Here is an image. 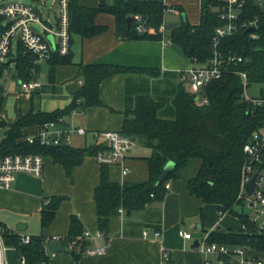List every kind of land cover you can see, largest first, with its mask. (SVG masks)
<instances>
[{"label": "trees", "instance_id": "trees-1", "mask_svg": "<svg viewBox=\"0 0 264 264\" xmlns=\"http://www.w3.org/2000/svg\"><path fill=\"white\" fill-rule=\"evenodd\" d=\"M83 0H69L70 36L90 38L107 30L106 26L96 24V17L105 13L115 20V33L127 41L164 40L179 49L190 61L204 62L214 55L213 36L217 27L224 25L218 18V8L222 0H209L202 9L199 22L190 24L183 20L170 29L166 37L160 31L164 25L167 6L158 0H99L94 8L86 7ZM140 17L145 28L143 33L136 30L139 24L134 17ZM131 17L128 24L126 19ZM255 26H251V23ZM239 29L231 36H226L217 44L216 50L223 56H239L242 61L236 65H224L219 79L205 87L209 104L197 107L193 97L180 86L172 101L175 118L163 120L157 112L162 107L160 102L150 96H138L130 118H125L118 133L138 142L150 151L144 160L148 165V179L133 184H118L109 180L108 166L101 165L100 181L94 189L93 199L98 219L97 229L109 236L110 218L118 214V209L135 212L148 205L161 202L167 194L165 184L177 180L181 170L191 160H199L197 174L188 180L187 189L191 196L203 204L217 206L218 217L232 215L240 223L238 231L227 230L224 233L208 232L207 242L227 246L246 247L249 254H264V234L258 232L249 216L235 211L242 204L237 199L240 185V171L244 161L243 146L264 123V106L252 108L243 99V80L239 75L244 72L247 78V90L251 97L264 99V5L258 0H244L236 21ZM250 28L254 30L248 31ZM255 34L257 38H251ZM166 38V39H165ZM36 57L18 46L14 60V70L20 82L33 80L32 69ZM53 65L71 64L70 54L57 55L47 60ZM0 65V76L8 68ZM156 72L121 67L116 65H87L82 68L83 82L73 96V100L64 109L52 112H32L20 115L16 122L2 124L7 128L0 144V158L9 154H38L49 158L54 164L61 165L66 177L72 179V171L81 165L86 157H95L98 151L105 149L102 144L74 148L65 143L43 146L38 140L29 144L25 138L27 129L46 123H59L76 110L102 106L99 100V84L105 78L115 74ZM2 89V88H0ZM3 95L0 94V109ZM172 161L174 169L166 180L157 183L165 164ZM62 196L51 197L39 211L41 228L47 227L54 220ZM201 219L204 220L202 211ZM84 229L77 216L69 218L68 234L60 239L63 244L82 235ZM207 233V232H205ZM2 239L6 247L15 249L18 262L24 264L48 263L45 252L46 238L40 234L30 236L24 244L20 234H13L3 229ZM77 247L69 254L80 261L85 256L87 241H78ZM227 259L224 260L226 263ZM214 264V263H212Z\"/></svg>", "mask_w": 264, "mask_h": 264}, {"label": "crops", "instance_id": "crops-1", "mask_svg": "<svg viewBox=\"0 0 264 264\" xmlns=\"http://www.w3.org/2000/svg\"><path fill=\"white\" fill-rule=\"evenodd\" d=\"M158 1L176 11L164 14L166 37L170 29L183 20L192 25L199 22L201 0ZM258 1L264 5V0ZM98 2L99 0H83L82 4L94 8ZM95 21L98 25L106 26L107 30L90 38L72 36L69 52L71 64L53 65L45 61V64L36 65L40 60L34 62L32 78L40 85L30 94L21 90V93L15 95L16 102L11 117L5 106L11 93L1 86L4 90L0 109L2 120L14 123L20 115L30 111L35 113L64 109L70 105L75 95L70 94L67 87L79 84L80 88L83 82L82 68L98 64L145 69L157 74H115L102 80L99 84V100L102 106L76 110L62 122L56 123L55 129L60 131L68 127L85 130L83 136L70 135L69 146L82 148L103 144L99 134L120 131L124 119L131 117L138 96L147 95L162 104L157 112L158 118H175L172 101L181 86L179 70L190 68L191 61L167 42L166 38L165 42L121 39L115 33V20L109 14H99ZM11 66L14 65H9L8 68ZM19 83L18 80V86ZM39 131V127L27 129L29 135ZM149 154L148 149L136 142L127 155L126 165L129 172L123 175L119 166H108L109 180L121 185L146 181L148 165L144 158ZM199 166V160L189 161L181 170L179 179L170 181L169 190L161 202L152 203L143 210L130 212L129 215L124 211L123 214L118 213L111 217L110 240L104 254L84 256L77 262L69 253H51L45 244V252L49 256L46 264H203L205 257L196 247L201 236L210 231H238L240 223L238 221V226L232 227L223 219L227 215L217 219L216 205L203 204L198 198L189 195L187 182L197 174ZM100 167L94 157H86L81 165L73 169L72 179L69 180L61 165L46 158L41 177L17 175L10 189L0 188L1 229L28 238L42 234L48 243L54 238L66 237L69 218L75 215L84 230H96L98 219L93 193L100 181ZM54 196L65 199L59 205L51 224L41 228L39 211ZM201 211L204 220L201 219ZM19 225L25 226L24 229L19 231ZM179 231L190 233L192 238L183 239L179 236ZM161 249L167 250V261L161 256ZM253 256L264 261V254ZM4 258L7 264H19L13 248L6 247ZM209 259L216 262L214 256H209Z\"/></svg>", "mask_w": 264, "mask_h": 264}, {"label": "built area", "instance_id": "built-area-1", "mask_svg": "<svg viewBox=\"0 0 264 264\" xmlns=\"http://www.w3.org/2000/svg\"><path fill=\"white\" fill-rule=\"evenodd\" d=\"M244 0H222L218 8V18L224 22L214 31L213 48L214 55L204 62L191 61L192 66L188 69L179 70L181 87L193 97L197 107H205L209 100L205 93V87L219 79L222 75L224 65L238 64L242 61L239 56L231 55L223 57L217 50L220 39L231 36L238 31L239 26L236 21L238 13L243 6ZM55 6V10H53ZM52 8V9H51ZM52 11V18L49 13ZM166 12H176L173 8H167ZM134 19L139 23L136 27L138 33H143L145 28L140 23V17ZM255 26V23H251ZM40 28L37 32L34 27ZM70 18L69 0H54L50 6L48 0H31L30 2L0 0V65H14L17 56L18 46L36 57V60L47 61L52 56H67L70 52ZM164 34V26L160 27ZM251 38H257L255 34ZM164 41V40H163ZM165 42V41H164ZM239 75L243 80V99L250 107H263L264 99L251 97L247 93V78L244 72ZM40 84L36 80L20 82L21 90L32 93ZM0 88L1 85H0ZM3 88L0 94L3 95ZM61 119L59 122H62ZM56 123H46L37 134L27 135L25 140L32 144L38 140L43 146L58 145L65 143L68 145L70 135H85V130L79 127H68L66 130L55 129ZM7 128L2 124L0 117V144L5 137ZM103 140L105 149L100 150L95 155V160L99 165L119 166L121 173L126 175L129 168L126 165L127 155L135 146L136 142L118 132L105 131L99 134ZM244 161L240 171V185L237 199L253 211L249 220L255 229L264 234V123L251 135L243 146ZM44 169V159L38 154H9L0 158V188L10 189L17 175L23 174L34 177H41ZM254 178V188L251 195L246 194V188ZM170 181L165 184L168 191ZM119 214H123L122 208L118 209ZM3 230L0 227V264H7L4 258L6 246L2 239ZM179 236L183 239H191L192 235L179 231ZM208 232L204 233L198 240L197 249L205 257L203 264H212L209 256L216 258L215 264H264V261L248 253L246 247L227 246L217 243L207 242ZM110 237L106 236L99 229L84 230L82 235L67 242V249H75L78 241H87L89 246L85 249V256H97L105 253ZM52 241L61 243L59 238ZM22 242L27 244L28 237L22 236ZM163 260L169 258L168 252L161 249ZM20 264H24L21 259Z\"/></svg>", "mask_w": 264, "mask_h": 264}, {"label": "rangeland", "instance_id": "rangeland-1", "mask_svg": "<svg viewBox=\"0 0 264 264\" xmlns=\"http://www.w3.org/2000/svg\"><path fill=\"white\" fill-rule=\"evenodd\" d=\"M12 1V0H11ZM13 1H22V2H30L31 0H13ZM49 5L51 6L54 3V0H48ZM52 9V8H51ZM55 10V6H53V10ZM52 11L48 12L49 13V18H52ZM34 29L37 32H40V28L35 26ZM37 64H45V61H38L36 63ZM36 68V67H35ZM0 84L1 86L7 91L10 92L11 94L7 97L6 99V110L9 114V116L11 117L13 115L14 112V104L16 102V98L15 95H18L19 93H21V89L18 86V80L14 71V66H11L10 68L4 70V72L2 73V76H0ZM23 100V99H22ZM57 127V126H56ZM235 211L240 212V213H244L246 215H248L249 217H252L253 215V211L248 208L246 205L244 204H239L235 207ZM219 214H217V219L220 218L218 217ZM225 217V216H224ZM225 221H228L232 227H237L238 226V219L232 215H228L223 218ZM215 260H212V262L215 264L216 262H214Z\"/></svg>", "mask_w": 264, "mask_h": 264}, {"label": "water", "instance_id": "water-1", "mask_svg": "<svg viewBox=\"0 0 264 264\" xmlns=\"http://www.w3.org/2000/svg\"><path fill=\"white\" fill-rule=\"evenodd\" d=\"M208 1L209 0H201L202 9L206 8ZM126 21L129 24L131 22V17H128L126 19ZM250 30H254V28H250L248 31H250ZM78 88H79V84H71L67 87V90L70 94H74V93H76ZM263 160H264V157H263ZM174 167H175V164L172 161L167 162L165 164L163 170H162L161 176L157 179V183L159 184L161 182H164L166 180L167 176L169 175V173L174 169ZM253 188H254V178L252 179L250 185L246 188V194L248 196L251 195ZM127 214L129 215L130 212H127ZM24 227L25 226H23V225L22 226L19 225L18 230L21 231L24 229ZM67 245H68L67 242L64 244H61V243H57V242L52 241V240L48 241V243H47V247L51 253H69L70 250L67 249ZM197 246H198V243H197L196 247ZM225 264H228V263H225Z\"/></svg>", "mask_w": 264, "mask_h": 264}]
</instances>
